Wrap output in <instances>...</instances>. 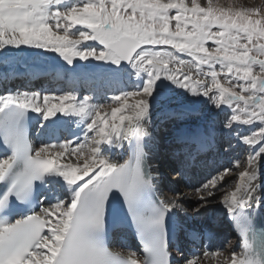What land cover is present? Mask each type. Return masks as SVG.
I'll use <instances>...</instances> for the list:
<instances>
[{"label": "snow or ice", "instance_id": "1", "mask_svg": "<svg viewBox=\"0 0 264 264\" xmlns=\"http://www.w3.org/2000/svg\"><path fill=\"white\" fill-rule=\"evenodd\" d=\"M21 61L71 86L0 94V264H264L256 227L264 213V9L218 0H0V67ZM200 104L224 121L219 139L214 123L177 133L180 176L196 164L189 143L207 155L223 140L225 151L248 155L243 170L236 158L210 172L189 210L193 197H157L148 149L158 120L189 119ZM217 203L239 251L204 242L202 252L186 253L182 238H212L188 221ZM125 232L139 249L112 251Z\"/></svg>", "mask_w": 264, "mask_h": 264}, {"label": "bare ground", "instance_id": "2", "mask_svg": "<svg viewBox=\"0 0 264 264\" xmlns=\"http://www.w3.org/2000/svg\"><path fill=\"white\" fill-rule=\"evenodd\" d=\"M44 66H40V67H36V66H28V65H24L23 61L20 62V66H15V62H11L10 67L8 68H4V67H0V94H3L5 92V90L8 91H15L17 89H20L22 91L24 90H34V91H51L50 87L48 85L42 84L40 85L41 87H27L26 84H30L34 78H36V81H38V77L42 76L44 73H42L41 68H43ZM22 74H28V79L30 80L27 81L25 80L23 83H21L22 80ZM77 87L80 89L81 93L84 92L85 88L82 87V84L78 83ZM110 95V94H109ZM198 107V111L197 113L193 114L191 116V118L189 119H181V120H177L175 122L172 121H165V122H161V121H157L156 123V127L154 130V135H155V140L153 142V144L150 146V148L148 149V153H149V163L153 165V172L155 174V172L159 171L160 173V178L157 180V197L159 199H168V198H172L173 196L170 194V190H172L168 185H166L163 181V183L161 182L164 177H166V173H165V169H166V164H164L163 160H162V153L163 151H165L168 148V143L171 139L175 140V137L177 135L178 132H192L195 130H202L203 128H205L206 126H204L203 124H200L201 122V117L205 114H207L209 112V110L211 111H216L213 108H210L208 105L206 104H200ZM188 123L193 124L194 126L191 129H186V126L188 125ZM177 124H180L181 126H183V128H178L176 127ZM174 126V133L169 132V128ZM74 127V125H73ZM172 129V130H173ZM218 139H219V133H216ZM39 137L36 134V142L37 143L39 140ZM220 143V149L217 150H213L211 152H209V155H211V153L213 152V157L214 154L216 152V158L221 159L222 155H226L227 153L225 152V149L223 148V140L219 141ZM192 145L191 148H193V151L191 152L192 155H196L197 153V148L196 145L189 143L187 147H185V151H190V146ZM167 146V147H166ZM166 148V149H165ZM170 153H173L171 150L169 151ZM128 153L125 151V153L123 154V156L117 155L116 159L119 160H123L127 158ZM209 157V156H208ZM159 165V168H156V165ZM226 165V164H223ZM224 167V166H223ZM221 167V168H223ZM240 170H243V168H241ZM165 174V175H164ZM234 176H228L226 177L227 179H232ZM237 177V175L235 176ZM262 181H264V177L261 178ZM192 185V184H191ZM181 189L183 187H180ZM188 189L184 190L187 191ZM186 194V193H185ZM186 206L188 208H193L195 206V199L193 198L192 200H189L186 202ZM212 211V210H209ZM216 213H214V216L216 217L217 222H220L222 225H224L225 227L221 228L217 227L214 228L210 225H205V224H201L199 225L198 220L200 218L194 219V220H190L188 221V226H196L197 228H202V229H213V231L220 233V234H224L226 231V228L230 226L231 221L228 219L226 213L221 209L220 205L217 206V210H215ZM262 216H264V213H262ZM235 243L233 245H235L233 248H235L237 251H239V243H240V237L237 236V238H235ZM114 247L116 249H118V247L120 246L118 243H114ZM204 264H215V261L212 258H206L204 261Z\"/></svg>", "mask_w": 264, "mask_h": 264}, {"label": "rangeland", "instance_id": "3", "mask_svg": "<svg viewBox=\"0 0 264 264\" xmlns=\"http://www.w3.org/2000/svg\"><path fill=\"white\" fill-rule=\"evenodd\" d=\"M218 2L220 4H222V5H225V6L259 7L261 9H264V0H218ZM46 79L48 80V82H46V84H49V86H51V88H52V91L51 92L52 93L58 92L62 88L66 89V88L69 87V82H67L66 79L64 81L61 80L57 84V80L59 81V78H57V75H54V72H52V71H49L47 74H45L44 75V78H42L41 80H46ZM55 84H56V86H55ZM84 85H85L84 87H88L89 86L86 83ZM109 94H111V93H109ZM223 121H224V113H222V112H219L218 113L217 111H212V110L210 111L209 110V112L207 114H205V115H203L201 117L200 124H203L204 126L207 127V126H209V124H213L214 123L215 127L217 128V133H219V129H220ZM193 126H194L193 124L188 123V125L186 126V129H191ZM176 127L183 128V126H181L180 124H177ZM173 128H174V126L171 127V128H169V132L174 133V129ZM168 144H169L168 145V148H174V147L177 146L174 139H171ZM187 146L188 145H186L185 147H187ZM191 147H192V145L190 146V148ZM223 148L224 149L227 148V145H226L225 142L223 144ZM187 150H188V148H187ZM225 152L227 154H226V156H223V159H224V161L227 162V165L229 164L226 167H231L232 166V161L234 159H236V158H240L241 159V163H242V167L241 168H243V165L246 162V157L248 155V153H247V151H246V149L244 147H236L233 150L225 151ZM165 155H166L165 153L163 155H161V157H163L162 160H163L164 164H166V162L164 160L165 159ZM166 172L169 174V171H167V169H166ZM232 175L234 177L231 180L235 181L236 178H237V177H235L236 174H229V176H232ZM184 190H186V189H184V188L177 189V190H175L173 192H170V194L174 197L178 193H183V194L186 193L185 195H187L189 193L187 196H190V197L195 198L194 189L193 190L191 189L189 191L188 190L187 191H184ZM218 205H219V203L212 205L211 208H210V210H212V211H209L203 217H201L200 218L201 219L200 221L203 222V221H205L208 218H213L214 217V213H216L215 210H217V206ZM189 210H190V208H189ZM227 248L228 249L226 250V252L229 251V250H231L233 248V242L232 241L230 242V244H229V246Z\"/></svg>", "mask_w": 264, "mask_h": 264}]
</instances>
